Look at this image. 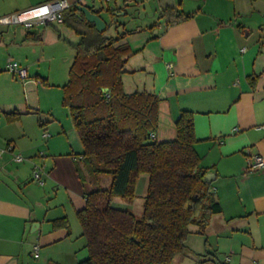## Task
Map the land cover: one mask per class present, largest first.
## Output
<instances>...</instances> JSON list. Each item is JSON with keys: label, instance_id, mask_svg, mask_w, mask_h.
<instances>
[{"label": "crops", "instance_id": "obj_1", "mask_svg": "<svg viewBox=\"0 0 264 264\" xmlns=\"http://www.w3.org/2000/svg\"><path fill=\"white\" fill-rule=\"evenodd\" d=\"M48 1L0 0V17ZM95 1L68 0L96 24L100 10L88 5ZM132 2L109 7L126 18L138 14V22L127 21L114 34L110 25L96 27L109 26L107 35L113 37L132 32L122 41L132 51L124 90L160 98L158 142L176 139L182 110L194 113L195 149L212 173V192L222 209L212 216L206 235L190 227L179 264H264V167L247 169L248 156H264V0H157L148 18ZM169 6L192 17L166 27L160 13ZM255 14L259 35L249 23ZM50 24L0 25V264H77L84 260L81 250L88 255L86 239L75 233L71 219L85 207L91 188L78 172L84 171L82 143L74 126L49 124L31 91L49 86L41 64L49 62ZM10 60L34 79L22 83L7 70ZM11 112L19 118L9 121ZM17 155L23 161H16ZM35 165L43 167L42 184L33 179ZM118 199L114 207L142 214ZM62 218L69 230L53 228Z\"/></svg>", "mask_w": 264, "mask_h": 264}, {"label": "trees", "instance_id": "obj_2", "mask_svg": "<svg viewBox=\"0 0 264 264\" xmlns=\"http://www.w3.org/2000/svg\"><path fill=\"white\" fill-rule=\"evenodd\" d=\"M108 11L115 16L113 7ZM190 17L171 6L160 13L166 27ZM63 24L80 41L62 87V105L83 146L84 171L78 169L79 175L91 186L85 207L76 214L88 250V257L77 264H173L186 251L190 227L206 235L212 216L222 211L195 149L194 113L182 110L175 121L176 139L158 142L154 134L160 98L124 90L122 76L132 51L122 41L132 32L108 36L109 26L99 30L72 6ZM6 116L13 121L20 113ZM145 174L149 181L142 214L114 207V198H136ZM103 175L111 177L108 188L99 185ZM53 228L69 230L67 218L55 220Z\"/></svg>", "mask_w": 264, "mask_h": 264}, {"label": "rangeland", "instance_id": "obj_3", "mask_svg": "<svg viewBox=\"0 0 264 264\" xmlns=\"http://www.w3.org/2000/svg\"><path fill=\"white\" fill-rule=\"evenodd\" d=\"M111 1V3L105 2V0H96L94 3L88 2V5L93 4L95 9H99L100 13L96 16V25L97 27H102L106 25H110V32L113 34L116 31H122V25L126 23L127 21H136L138 22L139 16L136 14L133 18H126V16L123 15H117L112 16L111 13L108 11L109 6H115L122 4L124 0H116ZM128 2H132L131 0H128ZM133 5H137V8L140 10L141 17L152 16V14L155 13V7L158 6L157 0H136L132 2ZM142 4L144 5L145 9L143 8ZM250 24L254 27V35H259L257 29L258 26L254 23H257L259 20V16L257 14L250 15ZM134 24V22H133ZM136 24V23H135ZM16 26V24H11L9 27ZM23 26V25H20ZM51 27L49 29L53 32V38L49 39V43L47 46V51L45 53V56H48L49 62L41 64L42 69V76L48 79L49 86H45L43 89L42 86H39L38 84L36 86H39L38 88L32 87L31 91L33 92V98L35 101H40V105L42 108V111L45 113V119H49V124H51L52 127L57 128L60 126L61 123H63L67 128H73L74 124L72 122L69 110L62 106L61 100L63 96L62 87L63 85L68 81L69 78V70L72 65L73 59H74V46H76L79 41L80 37L77 36L75 33L70 31L69 29H63L62 25L60 23L53 22L50 24ZM58 27L61 33L62 38H58V32L54 27ZM24 27V26H23ZM109 32V34H111ZM21 53V52H20ZM28 71V70H27ZM34 70H31L29 73L32 74ZM34 73V72H33ZM49 75V76H47ZM34 75L28 77V80L34 79ZM16 80L18 81L17 77ZM19 82V81H18ZM20 83V82H19ZM21 84V83H20ZM148 181L149 177L148 175H141L139 178L137 187H136V198L133 201H127L122 198L118 199L121 201L120 204H128L131 205L134 209H141L140 211L143 212V204L145 200V196L148 189ZM100 186L103 188H108L111 183V177L103 175L100 177ZM91 187V186H90ZM119 198V197H118ZM117 205V203L115 204ZM119 205V204H118ZM72 224L74 226V231L76 234L81 235L82 234V228L79 224V221L77 218L73 215L72 216ZM195 225H193L191 228H194ZM79 247H82L84 245L83 238L81 241L78 242ZM87 253L85 252H79V259H85L87 258ZM181 255H177L175 261L173 264H179ZM82 261V260H81Z\"/></svg>", "mask_w": 264, "mask_h": 264}, {"label": "built area", "instance_id": "obj_4", "mask_svg": "<svg viewBox=\"0 0 264 264\" xmlns=\"http://www.w3.org/2000/svg\"><path fill=\"white\" fill-rule=\"evenodd\" d=\"M110 2L111 0H105ZM70 7L68 0H50L48 2L38 4L28 9L15 12L6 16L0 17V25H23L27 28L32 27L37 23L50 24L53 22L63 23L64 13ZM7 70L16 75L22 83L28 80L27 68L22 66L16 60H10L7 65ZM16 161H23L20 155L15 156ZM264 167V156L250 155L248 156V170H255ZM42 166L35 165L33 172V179L37 180L40 184L43 183L41 179ZM34 251L37 252L38 248L35 247Z\"/></svg>", "mask_w": 264, "mask_h": 264}, {"label": "water", "instance_id": "obj_5", "mask_svg": "<svg viewBox=\"0 0 264 264\" xmlns=\"http://www.w3.org/2000/svg\"><path fill=\"white\" fill-rule=\"evenodd\" d=\"M211 177H212V173H208L207 175H206V180H210L211 179ZM214 177V176H213Z\"/></svg>", "mask_w": 264, "mask_h": 264}]
</instances>
